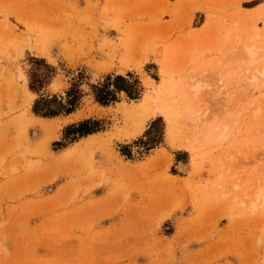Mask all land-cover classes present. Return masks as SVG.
Wrapping results in <instances>:
<instances>
[{
  "label": "rangeland",
  "instance_id": "rangeland-1",
  "mask_svg": "<svg viewBox=\"0 0 264 264\" xmlns=\"http://www.w3.org/2000/svg\"><path fill=\"white\" fill-rule=\"evenodd\" d=\"M262 13L0 0V264H264Z\"/></svg>",
  "mask_w": 264,
  "mask_h": 264
},
{
  "label": "bare ground",
  "instance_id": "bare-ground-1",
  "mask_svg": "<svg viewBox=\"0 0 264 264\" xmlns=\"http://www.w3.org/2000/svg\"><path fill=\"white\" fill-rule=\"evenodd\" d=\"M262 7V6H261ZM259 8H260V6H259ZM258 9V8H257ZM263 9V8H262ZM261 9V10H262ZM254 11H255V8H254ZM262 14H264V13H262ZM255 33H256V31H255ZM255 33H253L252 35H254ZM254 36H256V35H254ZM245 44V43H244ZM250 47L251 46H247V45H245L244 46V48L246 49V53L248 52V54H250V56L252 57V54H254L255 55V53H253V52H255V51H253V50H251L250 49ZM256 47V46H255ZM243 49V48H242ZM243 51V50H242ZM245 53V54H246ZM258 53V52H257ZM245 57H248L247 56V54L245 55ZM254 57V56H253ZM258 57H260V56H258ZM249 58V57H248ZM254 58H256V57H254ZM261 58L263 59L264 57L261 55ZM251 59V58H250ZM240 60H241V58H240ZM261 60V59H260ZM254 61H255V59H254ZM262 64H264V63H262ZM261 64V65H262ZM259 68V67H258ZM259 70V69H258ZM259 73H261L262 74V76H263V73H264V66L263 67H261V69L259 70ZM151 81V80H150ZM21 89H23V88H21ZM22 91H24L27 95H29L30 97H33L34 96V94H32L26 87L24 88V90H22ZM22 94H23V92H21ZM20 94V93H19ZM28 97V96H27ZM30 98H28V100H29ZM154 104V103H153ZM153 107V106H152ZM151 107V108H152ZM159 107V106H158ZM157 106H154V109H157L158 108ZM160 108V107H159ZM153 109V110H154ZM158 111V110H157ZM155 114V113H154ZM152 115V114H151ZM153 116V115H152ZM39 120V119H38ZM37 120V121H38ZM197 120H199V119H197ZM196 123V122H195ZM194 124V123H193ZM198 127V126H197ZM196 127V128H197ZM200 129V128H199ZM185 146V145H184ZM261 184H263V183H261ZM255 190H256V188H255ZM255 194H256V198L257 199H259L261 202L260 203H262V204H264V185H259L258 186V189H257V192H255Z\"/></svg>",
  "mask_w": 264,
  "mask_h": 264
},
{
  "label": "trees",
  "instance_id": "trees-1",
  "mask_svg": "<svg viewBox=\"0 0 264 264\" xmlns=\"http://www.w3.org/2000/svg\"><path fill=\"white\" fill-rule=\"evenodd\" d=\"M121 75V74H119ZM118 77L120 78L119 76H115V78ZM117 88V87H116ZM118 89V88H117ZM120 89V88H119ZM113 98V94H112V91H109L107 90L105 87H102L100 89L97 90L96 92V95H95V99L99 102H106L108 100H111ZM74 100V98L71 99V101ZM34 113V112H33ZM71 113V112H69ZM35 114V113H34ZM68 114V113H67ZM37 115V114H36ZM40 116V115H39ZM44 117V116H43ZM88 122L87 120L84 121V123ZM88 131V130H86ZM94 132H97V131H92V132H89V133H86L84 135H81V136H85L87 134H91V133H94ZM79 136V137H81Z\"/></svg>",
  "mask_w": 264,
  "mask_h": 264
},
{
  "label": "crops",
  "instance_id": "crops-1",
  "mask_svg": "<svg viewBox=\"0 0 264 264\" xmlns=\"http://www.w3.org/2000/svg\"><path fill=\"white\" fill-rule=\"evenodd\" d=\"M32 93V92H31ZM33 94V93H32ZM38 113H40V114H37V115H40V116H44V114H50L49 112H39V111H37ZM69 112H72V111H67V112H64V114H67V113H69ZM44 117H47V118H52V117H55V115H52V116H44ZM92 132V131H91ZM75 140V139H74Z\"/></svg>",
  "mask_w": 264,
  "mask_h": 264
}]
</instances>
